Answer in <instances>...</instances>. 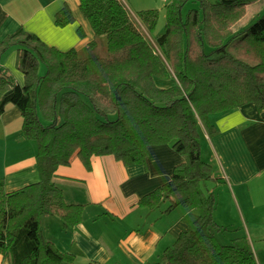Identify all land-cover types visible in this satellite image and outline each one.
I'll return each mask as SVG.
<instances>
[{
    "label": "trees",
    "instance_id": "16d2710c",
    "mask_svg": "<svg viewBox=\"0 0 264 264\" xmlns=\"http://www.w3.org/2000/svg\"><path fill=\"white\" fill-rule=\"evenodd\" d=\"M79 1L95 37L82 51H59L22 29L0 42V59L17 48L24 76L20 85L0 69V118L8 106L20 109L24 137L37 144L40 175L14 192L0 179V257L9 264H74V255L60 252L40 226L43 216L59 218L65 228L82 221L84 207L68 204L54 183L58 169L74 157L89 168L105 155L141 165L151 146L170 145L183 162L140 205L154 209L168 200L165 213L178 207L198 213L194 227L154 264H258L245 235L228 244L217 238L228 229L214 220L216 196L201 187L218 177L202 159L200 131L213 136L210 116L245 105L264 113V12L233 30L261 0H171L164 32L154 37L157 10L140 11L138 24L123 0ZM190 3L199 9L184 16ZM73 19L64 8L56 22ZM99 48L103 56L90 54ZM154 78L176 84L162 89Z\"/></svg>",
    "mask_w": 264,
    "mask_h": 264
},
{
    "label": "crops",
    "instance_id": "0c3cea01",
    "mask_svg": "<svg viewBox=\"0 0 264 264\" xmlns=\"http://www.w3.org/2000/svg\"><path fill=\"white\" fill-rule=\"evenodd\" d=\"M79 2L0 0V42L22 29L59 51H82L95 37ZM64 8L70 9L74 19L60 26L56 17ZM17 63L18 50L12 48L1 57L0 69L23 85ZM154 79L162 89L176 84L175 79ZM210 122L213 136L203 126L200 131L202 159L213 167L218 180L202 188L216 196L214 220L228 229L217 238L228 244L245 235L258 264H264V119L256 106L249 104L214 114ZM22 124L20 109L8 106L0 118V179H4L7 192L40 180L37 144L24 137ZM182 162L170 145L151 146L146 163L141 165L125 166L105 155L94 157L88 168L74 157L68 166L58 169L54 183L68 204L84 207L82 221L65 228L61 220L43 216V235L60 252L74 255V264L157 263L166 248L194 227L198 211L178 207L165 213L168 200L154 209L140 201L168 183ZM0 264L9 263L0 257Z\"/></svg>",
    "mask_w": 264,
    "mask_h": 264
},
{
    "label": "rangeland",
    "instance_id": "374dc122",
    "mask_svg": "<svg viewBox=\"0 0 264 264\" xmlns=\"http://www.w3.org/2000/svg\"><path fill=\"white\" fill-rule=\"evenodd\" d=\"M210 3L215 4L217 3L219 0H208ZM123 2L125 3L126 7L128 8L132 18L138 23L140 24L139 21V17H138V13L140 11L143 10H157L159 13V23L158 26L156 28V31L154 32V34L152 35L153 37L156 34H161L164 32L165 29V25H166V8L165 6L168 4L167 2H165L164 0H123ZM191 9H199V4H194V3H190L189 5H187L184 8L183 11V15L185 16L189 10ZM264 11V0H261L255 4H253V6L250 7L248 14H246V16L243 18V20L241 22H239V24H237L235 26V30L237 32L238 28L242 27H246L249 24L253 23L256 18L261 15ZM256 12H260L258 13V15H256ZM141 29L143 30V32L147 35V37H149L151 40H153L151 38V36L148 34V32L144 29L143 26H140ZM241 29V30H242ZM206 52H209L208 47L204 48ZM92 55H96V56H103L104 52H102L99 48V50L94 51L92 53H90ZM45 71V67L42 65L41 66V73H44ZM205 185H208L207 182H202L201 183V187H205ZM55 219H58L56 221L59 222V218L54 217ZM57 222V223H58ZM44 226V224H43ZM220 242H222L220 239H218Z\"/></svg>",
    "mask_w": 264,
    "mask_h": 264
},
{
    "label": "built area",
    "instance_id": "2783aa9c",
    "mask_svg": "<svg viewBox=\"0 0 264 264\" xmlns=\"http://www.w3.org/2000/svg\"><path fill=\"white\" fill-rule=\"evenodd\" d=\"M165 2H170L171 0H164Z\"/></svg>",
    "mask_w": 264,
    "mask_h": 264
},
{
    "label": "water",
    "instance_id": "95a60500",
    "mask_svg": "<svg viewBox=\"0 0 264 264\" xmlns=\"http://www.w3.org/2000/svg\"><path fill=\"white\" fill-rule=\"evenodd\" d=\"M262 118L264 119V113L262 114Z\"/></svg>",
    "mask_w": 264,
    "mask_h": 264
}]
</instances>
